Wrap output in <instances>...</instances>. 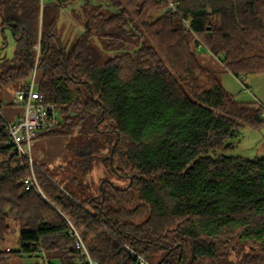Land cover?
Wrapping results in <instances>:
<instances>
[{"label":"trees","instance_id":"obj_1","mask_svg":"<svg viewBox=\"0 0 264 264\" xmlns=\"http://www.w3.org/2000/svg\"><path fill=\"white\" fill-rule=\"evenodd\" d=\"M65 8L83 26L66 40ZM0 16L16 44L0 56V244L19 233L0 264H264V157L227 153L264 103L238 100L197 53L264 72V0H0ZM38 44L59 123L37 137L72 153L53 170L7 143L2 113Z\"/></svg>","mask_w":264,"mask_h":264},{"label":"rangeland","instance_id":"obj_2","mask_svg":"<svg viewBox=\"0 0 264 264\" xmlns=\"http://www.w3.org/2000/svg\"><path fill=\"white\" fill-rule=\"evenodd\" d=\"M79 8V5L77 6ZM60 24L63 31L64 40L72 38L77 32L83 30L82 24L77 22L71 15L70 9L65 8L62 11ZM15 38L12 31L9 28L3 30L1 27V16H0V56L6 55L8 58H12L15 50ZM200 60L209 68H211L220 78L221 82L227 90L232 92L238 100L244 102H253V105L264 103V72L260 73H250L249 75H244V78H238L234 76L230 71H228L222 61L212 55L210 52L204 49L198 52ZM35 87L38 88V81L36 80ZM4 97L3 106L8 102L12 101L13 90L8 89ZM15 120V119H14ZM43 136H39L33 141V155L34 158H39V154H48L47 141ZM63 139V138H62ZM65 143L66 139H63ZM57 141V140H56ZM63 145V146H62ZM53 161L58 163H51L48 166L53 167L56 165L66 163L72 157V153L69 150H65L64 144L62 142L55 143V147H52ZM228 154H240L245 157H264V124L259 127H253L246 125L241 129V134L238 139L234 140L233 146L228 149ZM93 176L98 181L101 176V171L95 169L93 171ZM101 175V176H100ZM122 184V183H121ZM18 231L14 230L10 238L4 243L0 244L1 248L14 249L18 248ZM18 261V260H16ZM20 264H42L41 258H31L28 260L18 261ZM36 262V263H35ZM58 264V263H57Z\"/></svg>","mask_w":264,"mask_h":264},{"label":"built area","instance_id":"obj_3","mask_svg":"<svg viewBox=\"0 0 264 264\" xmlns=\"http://www.w3.org/2000/svg\"><path fill=\"white\" fill-rule=\"evenodd\" d=\"M46 0H42V4ZM202 44L199 45L201 47ZM37 55L33 66L30 83L23 89L13 92L12 103L22 105L24 111L13 121L6 120V133L8 144L14 146L20 157L29 159L31 165L36 164L33 158V141L43 129L52 128L59 123L58 109L54 104L45 100L44 95L35 87L37 80V67L39 61L40 46H36ZM29 184H37L35 176L28 179ZM76 245L86 254V246L78 233H76ZM132 254L141 262L147 263L143 255L131 250ZM90 264H97L96 260L89 258ZM47 264V263H46Z\"/></svg>","mask_w":264,"mask_h":264},{"label":"crops","instance_id":"obj_4","mask_svg":"<svg viewBox=\"0 0 264 264\" xmlns=\"http://www.w3.org/2000/svg\"><path fill=\"white\" fill-rule=\"evenodd\" d=\"M38 76H39V73H38ZM23 111H24V107L22 105L12 104V101L11 102H8L6 105H4L2 107L3 116L8 121H13ZM62 138L63 137H48V138L45 139L47 141L48 151L50 152L48 154H51L52 155V152L54 150V149H52V147H55V143L62 142V144H65V143H63L64 142V140H63L64 138L63 139ZM48 154H45V155L43 153L42 154H39V158H37V159L34 158V159L36 160V162L43 163V164H51V163L52 164L53 163L55 164V163H58L57 161H53L54 160V159H52L53 157L50 156V155H48ZM33 157H34V155H33Z\"/></svg>","mask_w":264,"mask_h":264},{"label":"water","instance_id":"obj_5","mask_svg":"<svg viewBox=\"0 0 264 264\" xmlns=\"http://www.w3.org/2000/svg\"><path fill=\"white\" fill-rule=\"evenodd\" d=\"M230 142L227 143V145L229 144Z\"/></svg>","mask_w":264,"mask_h":264}]
</instances>
